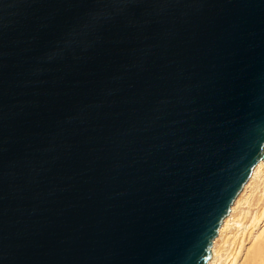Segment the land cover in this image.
<instances>
[{
  "label": "water",
  "instance_id": "obj_1",
  "mask_svg": "<svg viewBox=\"0 0 264 264\" xmlns=\"http://www.w3.org/2000/svg\"><path fill=\"white\" fill-rule=\"evenodd\" d=\"M264 158V0H0V264H207Z\"/></svg>",
  "mask_w": 264,
  "mask_h": 264
},
{
  "label": "bare ground",
  "instance_id": "obj_2",
  "mask_svg": "<svg viewBox=\"0 0 264 264\" xmlns=\"http://www.w3.org/2000/svg\"><path fill=\"white\" fill-rule=\"evenodd\" d=\"M207 264H264V158L223 220Z\"/></svg>",
  "mask_w": 264,
  "mask_h": 264
}]
</instances>
